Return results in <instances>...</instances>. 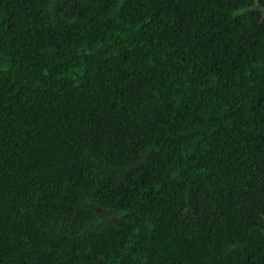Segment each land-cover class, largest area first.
I'll return each mask as SVG.
<instances>
[{
	"label": "trees",
	"instance_id": "trees-1",
	"mask_svg": "<svg viewBox=\"0 0 264 264\" xmlns=\"http://www.w3.org/2000/svg\"><path fill=\"white\" fill-rule=\"evenodd\" d=\"M0 264H264V0H0Z\"/></svg>",
	"mask_w": 264,
	"mask_h": 264
}]
</instances>
